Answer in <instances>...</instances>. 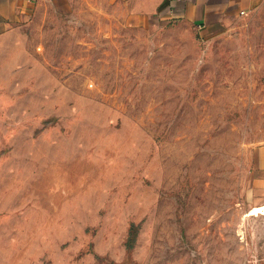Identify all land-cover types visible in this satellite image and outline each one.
<instances>
[{
    "label": "rangeland",
    "instance_id": "rangeland-1",
    "mask_svg": "<svg viewBox=\"0 0 264 264\" xmlns=\"http://www.w3.org/2000/svg\"><path fill=\"white\" fill-rule=\"evenodd\" d=\"M0 264H264V3L209 36L41 0L0 59Z\"/></svg>",
    "mask_w": 264,
    "mask_h": 264
},
{
    "label": "crops",
    "instance_id": "crops-1",
    "mask_svg": "<svg viewBox=\"0 0 264 264\" xmlns=\"http://www.w3.org/2000/svg\"><path fill=\"white\" fill-rule=\"evenodd\" d=\"M41 0H0V59L5 44L25 29ZM140 25L183 21L209 36L253 12L264 0H118Z\"/></svg>",
    "mask_w": 264,
    "mask_h": 264
}]
</instances>
